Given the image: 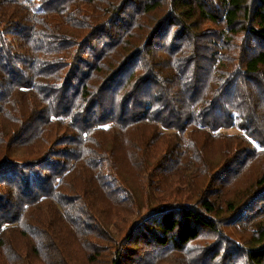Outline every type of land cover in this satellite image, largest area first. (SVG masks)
I'll use <instances>...</instances> for the list:
<instances>
[{"label":"trees","instance_id":"obj_1","mask_svg":"<svg viewBox=\"0 0 264 264\" xmlns=\"http://www.w3.org/2000/svg\"><path fill=\"white\" fill-rule=\"evenodd\" d=\"M79 249L264 264V0H0V264Z\"/></svg>","mask_w":264,"mask_h":264},{"label":"rangeland","instance_id":"obj_2","mask_svg":"<svg viewBox=\"0 0 264 264\" xmlns=\"http://www.w3.org/2000/svg\"><path fill=\"white\" fill-rule=\"evenodd\" d=\"M220 131L223 132V133H239V130L236 127L221 129ZM105 224H106V227H107L108 231L111 233L110 234L111 237H113L115 239H119L121 234H122V233L120 234V228L122 227L123 223H121V222H119L118 220H115V219H107L106 218ZM175 253L176 252L172 251L171 252V257L175 258V260L178 261ZM78 257L80 258V262H82V264H83V258L82 257H84V254H83L81 249H79V251L77 250L76 258H78ZM106 260L107 259H102V261H99L96 264H110V261L108 263V261H106ZM84 264H87V263L84 262ZM156 264H158V262ZM161 264H165V263H161Z\"/></svg>","mask_w":264,"mask_h":264}]
</instances>
